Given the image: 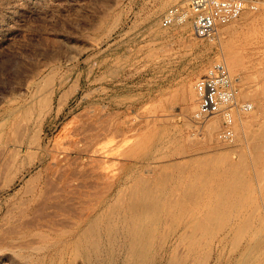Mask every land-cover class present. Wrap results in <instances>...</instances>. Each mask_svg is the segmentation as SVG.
<instances>
[{
    "label": "rangeland",
    "instance_id": "1",
    "mask_svg": "<svg viewBox=\"0 0 264 264\" xmlns=\"http://www.w3.org/2000/svg\"><path fill=\"white\" fill-rule=\"evenodd\" d=\"M183 1L0 0V166L10 161L1 183L17 169L15 185L0 192V216L12 201L24 203V187H32L26 178L36 177L30 183L35 185L47 175L48 186L59 184L51 169L55 153L58 165L68 167L70 182L66 195L45 203L50 206L43 211L26 216L17 204V227L30 221L25 225L33 230L17 247L0 250V264H90L84 258L89 245L75 241L77 221H83L81 230L93 219L114 221L138 186L151 188L149 196L144 188L136 190L141 202L152 194L151 201L167 210H182L190 202L204 210L217 194L208 184L187 180L200 169L237 165L231 176L239 185L240 208L264 212V0L221 25L214 39L196 34L191 23L162 24L160 15ZM218 60L238 78L240 97L253 104L240 115L249 119L247 135L238 115L239 129L234 126L230 141L219 138L221 114L212 116L220 123L211 141L205 129L211 117L197 114L196 82ZM54 186L49 193L57 192Z\"/></svg>",
    "mask_w": 264,
    "mask_h": 264
},
{
    "label": "bare ground",
    "instance_id": "2",
    "mask_svg": "<svg viewBox=\"0 0 264 264\" xmlns=\"http://www.w3.org/2000/svg\"><path fill=\"white\" fill-rule=\"evenodd\" d=\"M48 84H50V82H48ZM55 90L56 89L54 88L51 93L55 94ZM39 91H41V90H39ZM249 95H251V94H249ZM45 101H46V99H45ZM47 104H48V102H47ZM38 110H39V108H38ZM243 113H245V112H243ZM243 113L239 114V116L242 115ZM247 113H248V111H247ZM210 119L207 120L209 122L205 123V125L207 124V126H206V128L205 127L204 128L207 130L206 138L208 136L209 140L211 141L214 137L215 130L219 127L220 121L216 117L213 119L211 117ZM239 119H241L240 120L241 121V129L243 131L242 134L245 133L247 135V133H248L247 128H250L249 124H248L249 119L247 117H244V118L241 117ZM254 119H255V117H254ZM203 120H205V119H203ZM103 121H104V119H103ZM120 122H122V119ZM236 123H237V121H236ZM87 126H88V124H87ZM236 127H237V125L235 126V128ZM23 129H25V128H23ZM19 130H20V128H19ZM23 131L24 130H21V132H23ZM18 134H19V132H18ZM20 134H19V138H21L23 136V134H22V136ZM33 134H35V132ZM254 134H255V132H254ZM238 136H239L238 138H240V135H238ZM17 137H18V135H17ZM5 140H7V139H5ZM100 142H101V140H100ZM106 143L107 142H105V144ZM259 144H261V143H259ZM33 145H34V143H33ZM69 149H71V148H69ZM256 149H258V146L256 147ZM3 150L5 151V149H3ZM117 150H119V149H117ZM11 151L13 152L14 150L12 149ZM5 152H4V154H6ZM250 152H251V150H250ZM12 154H14V153H12ZM12 154H11V158H12ZM54 155H55V157L53 159L54 162L52 161L53 162L52 164L54 166H52L51 169H52V175H54V176L58 175L59 176L58 178H60L59 184H56L57 187L58 186L59 187L58 188L56 187L57 189H54L57 192H55L53 194L51 192L49 193V190L53 188V187H51V185L54 186V184H51V185L49 184V186L51 188L48 186V183L50 182V180L48 178H45V177H47V175L45 174L46 169L44 170L45 171L44 175H46V176L44 177L43 175H41L40 177H38L37 183L35 185L33 183L34 186L31 185L30 183H32L31 181H34V179L36 177L35 176H34L35 178L31 177L33 180L26 178L27 180L25 179V181L29 182L28 183L29 186H32L31 188H26L27 185H25L26 187H24V188H25V190L27 189L26 190L27 193L25 191L22 192V194L26 193V196H25L24 203L21 202L23 204V208L22 209L20 208V209L22 210L21 212L23 214H26V216H27L28 212L30 213V211H34V210H39V212L43 211L40 209H44L45 206H43V205H46L48 203V201H50L52 199L56 200L57 198L61 197L62 195H66L65 192H67L68 187L70 186V182L68 179L69 170H67L68 167L66 165L65 166L67 168L64 165H60L61 166L60 167L58 165L59 161H60V159L58 157H60V156H56V153ZM0 156H1V154H0ZM8 156H10V155H8ZM8 156L6 158H8ZM51 157H53V156H50V161L52 159ZM109 157H110V154H109ZM120 157H121V155H120ZM6 160H9V159H6ZM32 160H33V158H32ZM96 160H99V159H96ZM9 162L5 161L6 164H8ZM111 162H113V161H111ZM5 163H3V164H5ZM6 164L3 166H0V176H2L4 174L3 173V167L6 166ZM78 165L80 166V164H78ZM220 166H219V168H220ZM10 167H12V165H10ZM28 167H30V166H28ZM44 167L45 166H43V168ZM261 168L263 169V167H261ZM4 169H6V168H4ZM237 169H238V166L233 164V165H230L224 169L220 168V170H218V169H214V170L213 169H211V170L210 169L209 170L202 169L201 170L200 169L197 172H191V173H189V175H187L188 176L187 180L197 179L196 183L201 182L204 184H208V186L211 187V192H213L214 194H217V198L214 201H212L211 206L207 207L204 210L193 209L190 206L191 202L189 204H185V207L182 210H177V211L167 210V209L162 208L161 207L162 205L160 206L156 202L151 201L155 198L154 196H153L154 198L152 197L151 193H150L151 194L150 195V197H151L150 201L147 198L148 202H145V201L141 202L143 199H141L140 196L138 197L136 194V192H137L136 190H138V189L133 188L132 191L130 189V191L132 192V195L130 192L131 197L129 199L127 198L128 200L126 199L127 202L122 206V208L119 207L120 208L119 209L117 207V205L116 206L114 205V207L118 208V210H116L117 208L115 209L117 211V212L116 211L115 212H116L117 217H119V221H118V222H120L119 224L116 222V215L114 217L115 220L114 219L113 220L117 224L114 221H112V222H110L111 220L108 221L107 218H106L107 221L106 220L105 221L104 220L99 221L97 219L96 220L93 219L92 221L89 222L88 225H86L87 226L86 228L84 226L85 229H82L83 230L82 231L81 226L83 225V221L82 222H81V220L77 221L76 224L78 226L77 227L78 237L75 241L78 244L83 242V243H87L89 245V247L87 248L86 254L84 255V258L90 264H264V212L257 211V210H249V211L245 210V211H243V209L240 208V205L242 204V199L240 198L241 196L238 198L235 195L236 191L239 189V187H238L239 185H235L234 182H232V176H231V172L233 173V171H235ZM105 170H106V168H105ZM19 171H21V169ZM47 171H49V167H48ZM118 171H116V172H118ZM39 173H40V171H39ZM47 173L49 175V172H47ZM255 173H257V171ZM23 175H24V173H23ZM111 177H109V178H111ZM49 178H50V176H49ZM70 178H71V176H70ZM105 178H107V177H105ZM16 179H17V169L11 170L7 179L3 183H1L2 179H0L1 180L0 181V192L9 190L13 185H15ZM163 179L166 180V178H163ZM91 182H92V180H91ZM261 182H263V181L260 180V182H258V183H261ZM55 183H57V182H55ZM140 183H141V185L144 184L143 181ZM140 183H138V184H140ZM90 184H92V183H90ZM96 184H97V182H96ZM81 186H82V184H81ZM142 186H138L139 192H140V189H143V188H144L143 190L145 191V189L147 187L146 185H145V187H142ZM48 187L50 189H48ZM90 187H91V185H90ZM140 187H142V188H140ZM113 188H114V186H113ZM149 188L146 189L148 191V196H149V190L151 189V188L150 189ZM144 191H143V193H147ZM154 193L156 196V191H154ZM213 193H211V194H213ZM128 194H129V192H128ZM185 194H186V192H185ZM185 194H183V195H185ZM97 195H99V194H97ZM175 195H177V194H175ZM190 195H193V194H190ZM20 196H21V194H20ZM146 196H147V194H146ZM155 200L157 201V199H155ZM158 200H160V199H158ZM183 200H185V199H183ZM60 201L62 202V198L60 199ZM96 201H97V199H96ZM238 201H239V203L237 204ZM13 202H15V201H12V206L9 205L11 207L5 209L6 211L4 213H2V215L0 216V250H2V248L7 247V246L11 247V248L17 247V243H18L17 240H20V241L22 240L25 242L26 240H28V237H29L31 231L33 230L30 226H26V225H29L30 221L25 222L24 224H21L23 221V220H21V222H19L21 224V225H19L20 227H17L18 226V223H17L18 222V220H17V216H18L17 215V204L21 205V203L18 202L17 204L14 205ZM160 202H161V200H160ZM261 203H263V202H261ZM72 204H74V203H71L70 205H72ZM53 205H55V204L53 203ZM68 205H67V208H68ZM47 206L49 207L50 205L48 204V205H46V207ZM109 206H112V205L110 204ZM159 206H160V208H159ZM60 207H61V205H60ZM94 207H92V209H94ZM262 207H264L263 204H262ZM86 208H87V206H86ZM64 209L62 208V210H64ZM72 210H70V211H72ZM46 211H48V210H46ZM50 212H51L50 214H52V215L55 214L54 212L52 213V211H50ZM46 213H49V212H46ZM46 213H45V215H46ZM88 214H87V216H88ZM19 215H20V213H19ZM28 216H29V214H28ZM80 216H82V215L80 214ZM84 216L85 215H83L82 217L85 218ZM31 217L33 218L34 215ZM27 218H29V217H27ZM110 218L112 219V217H110ZM29 219H31V218H29ZM63 219H65V218L63 217ZM26 221H28V219ZM26 223H28V224H26ZM32 223H33V221H32ZM35 223H36V220H35ZM76 224H74V225H76ZM46 225H48V224H46ZM57 225H58V223H57ZM48 226H50V225H48ZM102 227H104V228L107 227L108 231L103 232L101 230ZM115 228H116V230H115ZM72 230H73V228H72ZM62 231H65V230H62ZM74 231H76V230H74ZM43 235H44V233H43ZM44 236L47 237L46 234ZM44 236H43V238H44ZM27 242H30V241H27ZM27 246H30V245H27ZM4 249H3V251H5Z\"/></svg>",
    "mask_w": 264,
    "mask_h": 264
},
{
    "label": "built area",
    "instance_id": "3",
    "mask_svg": "<svg viewBox=\"0 0 264 264\" xmlns=\"http://www.w3.org/2000/svg\"><path fill=\"white\" fill-rule=\"evenodd\" d=\"M263 0H185L169 6L161 15L164 25L191 23L198 35L215 38L221 25L238 18L247 9H258ZM238 78L223 60L213 63L196 82L199 101L198 116L207 119L223 116L222 141L234 138L236 118L253 108L251 101L239 95Z\"/></svg>",
    "mask_w": 264,
    "mask_h": 264
}]
</instances>
